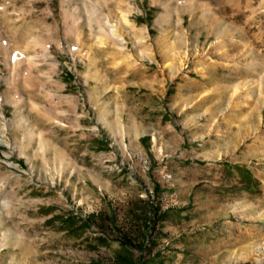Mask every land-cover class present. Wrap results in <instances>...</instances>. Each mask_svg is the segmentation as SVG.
I'll return each mask as SVG.
<instances>
[{"label":"rangeland","instance_id":"obj_1","mask_svg":"<svg viewBox=\"0 0 264 264\" xmlns=\"http://www.w3.org/2000/svg\"><path fill=\"white\" fill-rule=\"evenodd\" d=\"M0 26V264H115L82 218L146 200L144 262L264 264V0H0Z\"/></svg>","mask_w":264,"mask_h":264},{"label":"trees","instance_id":"obj_2","mask_svg":"<svg viewBox=\"0 0 264 264\" xmlns=\"http://www.w3.org/2000/svg\"><path fill=\"white\" fill-rule=\"evenodd\" d=\"M131 211L134 222L139 220L141 225L122 223L119 213L114 208L99 215L94 213L83 217L82 225L86 229L98 227L102 232L98 239L103 242L107 241L106 236L115 234L114 239L120 243L121 248L125 251V253H117L115 264H150L144 262L143 254L147 251L148 243L152 234L157 230L158 224L165 218V213L162 212L160 206L147 200L144 202L143 207ZM136 251L141 253L140 257L135 258L134 253ZM152 261L154 262V260Z\"/></svg>","mask_w":264,"mask_h":264},{"label":"bare ground","instance_id":"obj_3","mask_svg":"<svg viewBox=\"0 0 264 264\" xmlns=\"http://www.w3.org/2000/svg\"><path fill=\"white\" fill-rule=\"evenodd\" d=\"M68 1H69V0H68ZM91 1H92V0H91ZM91 5H92V4H91ZM91 8H92V7H91ZM95 8H96V7H94V9H95ZM89 9H90V8H89ZM96 10H97V9H96ZM96 10H95V11H96ZM91 11H92V10H91ZM96 12H97V11H96ZM122 12H123V11H122ZM88 13H89V12H88ZM91 13H92V12H91ZM98 13H99V12H98ZM2 14H3V12H2ZM122 14H123V13H122ZM4 15H5V14H4ZM101 16H102V14H101L99 17H101ZM123 16H124V15H122L121 18H122ZM90 17H91V14H90L89 18H90ZM91 18H92V17H91ZM101 19H102V17H101ZM101 19L98 18V21L101 22V21H100ZM103 19H104V18H103ZM123 20H127V19L124 17ZM92 21H93V20H92ZM94 21H95V20H94ZM104 21H108L107 24L105 23V24L107 25V26H106V27H107V29H106L107 31H106V32H108L109 34H112V35H113L114 37H116L118 40H123V38H122L121 36L118 35V32H119V30H120L119 26H118V25H115V24H113V23H110V21L107 20V17H106V20H104ZM103 23H104V22H102V24H103ZM105 24H104V25H105ZM100 25H101V23H100ZM1 27H2V26H0V38H1V37L4 35V33H5L4 31L1 30ZM101 27H104V26H101ZM94 28H95V27H94ZM102 29H103V28H102ZM102 29H101V30H102ZM104 30H105V29H104ZM104 30H103V32H104ZM75 36H76V35H75ZM79 36H80V35H79ZM80 38H81V37H80ZM78 40H80V39H78ZM78 40H77V41H78ZM15 57H17V56H15ZM21 58H22V57H21ZM21 58L18 59V60H20V62L23 61ZM24 59H25V58H24ZM26 60H27L28 62H31V61L33 62V60H32L31 58H27V57H26ZM9 64H10V63H9Z\"/></svg>","mask_w":264,"mask_h":264}]
</instances>
